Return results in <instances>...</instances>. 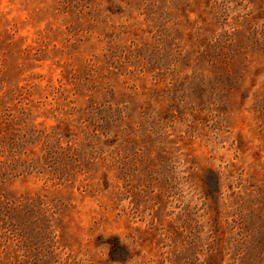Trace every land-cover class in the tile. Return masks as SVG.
I'll list each match as a JSON object with an SVG mask.
<instances>
[{
    "label": "rangeland",
    "instance_id": "obj_1",
    "mask_svg": "<svg viewBox=\"0 0 264 264\" xmlns=\"http://www.w3.org/2000/svg\"><path fill=\"white\" fill-rule=\"evenodd\" d=\"M0 264H264V0H0Z\"/></svg>",
    "mask_w": 264,
    "mask_h": 264
}]
</instances>
